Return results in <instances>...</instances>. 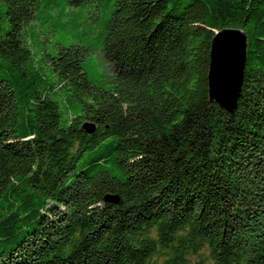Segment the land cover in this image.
I'll return each mask as SVG.
<instances>
[{
	"label": "trees",
	"instance_id": "1",
	"mask_svg": "<svg viewBox=\"0 0 264 264\" xmlns=\"http://www.w3.org/2000/svg\"><path fill=\"white\" fill-rule=\"evenodd\" d=\"M38 5L0 0V264H264V0H113L96 80L85 43L36 61ZM225 29L231 114L208 98Z\"/></svg>",
	"mask_w": 264,
	"mask_h": 264
},
{
	"label": "rangeland",
	"instance_id": "2",
	"mask_svg": "<svg viewBox=\"0 0 264 264\" xmlns=\"http://www.w3.org/2000/svg\"><path fill=\"white\" fill-rule=\"evenodd\" d=\"M67 0H39L37 18L26 25L27 42L36 61L40 52L53 54L58 45L85 43L93 48L84 61L90 80L108 73L99 46L103 24L113 0H101L99 10L86 4L70 8ZM56 9V10H54Z\"/></svg>",
	"mask_w": 264,
	"mask_h": 264
},
{
	"label": "water",
	"instance_id": "3",
	"mask_svg": "<svg viewBox=\"0 0 264 264\" xmlns=\"http://www.w3.org/2000/svg\"><path fill=\"white\" fill-rule=\"evenodd\" d=\"M246 38L242 31L225 29L215 32L210 46L208 98L226 114L236 109L244 75ZM81 129L93 134L95 127L83 123ZM104 201L119 204L118 196L106 195Z\"/></svg>",
	"mask_w": 264,
	"mask_h": 264
}]
</instances>
